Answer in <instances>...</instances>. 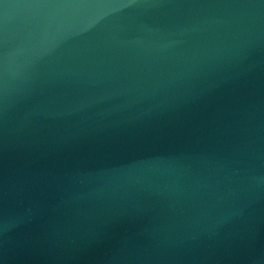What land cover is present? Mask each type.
Here are the masks:
<instances>
[{"label": "water", "instance_id": "1", "mask_svg": "<svg viewBox=\"0 0 264 264\" xmlns=\"http://www.w3.org/2000/svg\"><path fill=\"white\" fill-rule=\"evenodd\" d=\"M0 264H264V0H0Z\"/></svg>", "mask_w": 264, "mask_h": 264}]
</instances>
